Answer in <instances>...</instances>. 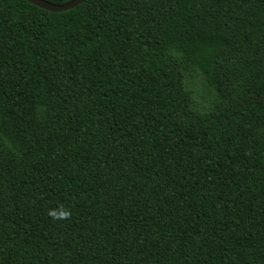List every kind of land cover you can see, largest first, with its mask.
<instances>
[{
  "label": "trees",
  "instance_id": "trees-1",
  "mask_svg": "<svg viewBox=\"0 0 264 264\" xmlns=\"http://www.w3.org/2000/svg\"><path fill=\"white\" fill-rule=\"evenodd\" d=\"M0 264H264V0H0Z\"/></svg>",
  "mask_w": 264,
  "mask_h": 264
},
{
  "label": "water",
  "instance_id": "water-1",
  "mask_svg": "<svg viewBox=\"0 0 264 264\" xmlns=\"http://www.w3.org/2000/svg\"><path fill=\"white\" fill-rule=\"evenodd\" d=\"M33 5H36L42 9H46L48 11H53V12H59V11H64L67 9H70L80 3H82L85 0H70L65 3L57 4V3H52L47 0H26Z\"/></svg>",
  "mask_w": 264,
  "mask_h": 264
},
{
  "label": "clouds",
  "instance_id": "clouds-1",
  "mask_svg": "<svg viewBox=\"0 0 264 264\" xmlns=\"http://www.w3.org/2000/svg\"><path fill=\"white\" fill-rule=\"evenodd\" d=\"M65 215H67V213H65Z\"/></svg>",
  "mask_w": 264,
  "mask_h": 264
}]
</instances>
